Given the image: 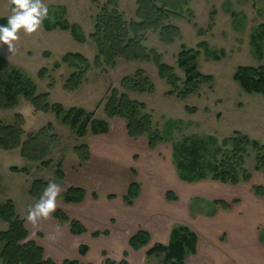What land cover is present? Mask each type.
<instances>
[{
  "label": "rangeland",
  "instance_id": "obj_1",
  "mask_svg": "<svg viewBox=\"0 0 264 264\" xmlns=\"http://www.w3.org/2000/svg\"><path fill=\"white\" fill-rule=\"evenodd\" d=\"M98 2L96 6L90 0H44L48 9L60 7L65 10L64 19L69 25L79 27L80 34L86 38L83 43L75 41L70 31L56 29L46 32L42 24L34 34L21 32L11 53L6 46L0 47V58L6 61L9 68L20 70L29 78L36 86L37 94L48 92L51 104H60L66 109L77 107L94 112L96 119L109 124L110 132L107 136L90 135L87 141L86 138L77 139L53 114L33 116V108L23 97L19 98L15 110L0 111V121L11 123L14 113L20 114L27 121L29 131L26 132L30 133L53 124L57 135L54 162L68 159L73 147L86 141L95 157H104L111 167L116 168L111 185L105 182L96 185L101 195H124L126 187L132 182L138 183L143 190L141 200H135L133 209L123 202L114 203L126 209L115 208L112 211L125 223L118 222L114 227V221H111L110 228L113 230L97 231L107 232L108 236L93 238V233L89 236L87 230L86 235L74 236L68 230V236H63L64 245L57 253L60 262L56 264H62L64 259L77 260L81 264H104L106 259L123 260L128 264H163V254L149 256L147 252L157 244L167 246L172 230L178 227L187 229L196 239L195 252L186 254L184 264H236V261L240 264H264V196H256L253 192L255 187L264 188V172L254 170L253 153L246 163L251 175L247 183L235 186L221 184L212 181L209 176L188 183L179 178L175 169L172 143L160 144L150 152L145 137L131 143L126 135L125 122L119 118L107 119L103 111L107 92L111 88L119 89L124 77L143 70L154 84L155 92L152 95L130 94V97L146 104L157 129H165L168 121L179 124L172 131V142L196 136L212 137L220 145L239 132L264 144V96L246 94L233 79L238 67L264 66V49L262 58L258 59L250 45L252 32L257 26L264 25V0H188V9L193 13L194 20L191 23L176 19L168 22L180 29V39L166 45L159 42L158 35L153 31L145 33L144 46L162 55L163 61L174 68L180 81H183L184 74L176 66V57L182 47L198 51L197 45L205 42L219 55L223 52L221 59L212 60L203 55L202 49L199 50L198 70L205 76H211L212 80L185 100L175 95L166 96L170 87L159 78L154 65L121 60L113 69L92 66L76 92L62 89L71 71L65 66L53 68L63 55L78 53L93 63L96 51L88 36L93 32L95 17L105 0ZM135 4L136 0H119V11L128 21L136 20ZM8 15L9 0H0V19ZM43 68L47 70V75L44 80H39L37 75ZM51 82L53 88L48 90ZM178 86L182 88V82ZM186 108L196 112L188 114ZM215 148L211 146L209 154L217 156ZM9 166L27 167L31 172L30 178L25 180L20 173L8 175ZM34 167L13 156L0 158V205L5 198L15 197L20 212L29 207L31 200L28 199L25 183L36 179L48 181L47 178L53 176L50 169L37 171ZM132 169L134 175L131 174ZM12 188L13 192L8 193ZM215 202H226L230 209L224 210ZM107 203L105 198L97 203L103 217L111 212ZM131 216L133 219L128 221ZM148 225H154L150 232L146 229ZM6 229V223L0 220V231ZM139 231L147 232L150 242L140 250H132L128 241ZM42 240L41 245L51 241L48 236ZM82 245L87 247L84 256L78 254Z\"/></svg>",
  "mask_w": 264,
  "mask_h": 264
},
{
  "label": "trees",
  "instance_id": "obj_2",
  "mask_svg": "<svg viewBox=\"0 0 264 264\" xmlns=\"http://www.w3.org/2000/svg\"><path fill=\"white\" fill-rule=\"evenodd\" d=\"M98 6V0H90ZM188 0H136V20H126L119 11V0H105L99 7L95 17L93 32L88 36L95 48V57L91 64L86 57L78 53L63 55L53 69L61 66L68 68L71 73L65 79L62 89L66 92H76L85 81L87 73L92 66L98 69H113L118 61L141 62L155 66L158 76L170 87L166 96H176L185 100L196 94L200 87L211 82V76H205L198 70L200 49L203 55L212 60L221 59L223 52L211 50L205 42L197 45L198 51L186 49L177 54L176 66L184 74L180 81L173 67L167 65L162 55L155 50H148L144 46L145 33L153 31L158 35L160 43L170 45L180 39V29L168 22L171 19L191 23L193 13L188 9ZM54 9V10H52ZM65 10L60 7L50 8L49 16L43 21L46 32L56 29L70 31L75 41H86L80 34L76 25H69L64 19ZM7 18L0 19V24H5ZM238 22H241L238 20ZM200 34V31H198ZM252 51L258 59L262 58L264 49V25H259L250 36ZM47 75L45 68L38 72V79L44 80ZM246 94L264 96V66L238 67L233 77ZM182 82V88L178 84ZM53 88V82L48 85V90ZM120 89V90H119ZM119 89L111 88L104 99L103 111L107 119L119 118L125 122L126 135L130 140L145 137L148 149L153 150L158 145L172 143L173 164L182 181L193 183L210 177L212 181L221 184L238 185L250 181V172L246 169L247 160L254 154V170L264 172V144L235 132L230 138L218 145L212 137H186L180 142H172V131L177 129V123L166 122V128L159 130L153 121V115L145 103L133 100L130 94L152 95L155 86L143 70H137L133 75L124 77L119 83ZM23 97L34 112L53 114L62 126H65L77 139L87 136H102L109 133V124L105 120L95 118L94 112H87L82 108H64L60 104H51L48 92L37 94L36 86L20 70L9 68L5 60L0 58V111H13ZM188 114L196 112L195 109L186 108ZM57 135L53 124L49 123L35 133L26 132L25 120L22 115L14 114L11 123L0 121V149L5 152L19 151L20 158L27 164L37 165L39 168H54V179L61 182L64 179L62 162L54 165L50 159ZM216 147L214 154H209V148ZM80 164L90 159L89 147L79 144L73 147ZM10 172L28 175L27 167H11ZM132 171V175H134ZM49 182L42 179L33 180L28 195L35 203ZM256 196H264V188L253 189ZM141 187L132 182L122 198L126 206H132L139 197ZM86 192L81 188L70 187L61 199L67 204H78L84 201ZM93 198L96 195L93 194ZM109 200L115 198L110 195ZM171 200V198H170ZM224 210H229L226 202H215ZM54 219L60 223H67L70 233L80 236L86 229L77 221L69 220L62 211H56ZM0 220L7 225L5 231H0V264H56L46 258L44 249L35 241L29 239L24 220L20 219L12 201L7 200L0 205ZM100 235L108 236L107 232H94L93 238ZM150 242L147 232L139 231L128 241L132 250H140ZM195 236L187 229L174 228L167 246L157 244L147 254L164 255L163 264H184L187 253L195 252ZM87 247H79L78 254L84 256ZM62 264H81L77 260H64ZM104 264H128L126 261H113L106 259Z\"/></svg>",
  "mask_w": 264,
  "mask_h": 264
},
{
  "label": "crops",
  "instance_id": "obj_3",
  "mask_svg": "<svg viewBox=\"0 0 264 264\" xmlns=\"http://www.w3.org/2000/svg\"><path fill=\"white\" fill-rule=\"evenodd\" d=\"M32 112H33V116H38V114H43V113H39V112H34L33 109H32ZM24 120H25V130L29 131L26 128L27 121H26V119H24ZM115 120H118V119H115ZM89 136L86 137V141L89 138ZM102 136H107V135H102ZM94 137H99V136H94ZM86 141L82 142V143L87 144V146L89 147V150H90L89 161L80 164L78 162L76 155H74L73 150H72V152H70V157L68 159L64 158V159L59 161V162H62V166H63V172H64L63 181L57 182L55 180L54 182H56L61 187V195H63L70 187L81 188L86 192V197H85L84 201L81 203H78V204H67L60 198L61 197V195H60V197H58V200H57L56 211H62L68 217L69 220L80 222L85 227V229L87 230V234L89 235V234L97 232V231H106V230L108 231V230L112 229V228H110L111 221H114V224H115L114 227L117 226L118 222L120 224L125 223L124 221H122V219H119V217L117 215L114 216L112 211H114L115 208H119L121 210H126L124 207H122V205H115L114 203L116 202L118 204V202H123L122 198L126 194L127 188H128L130 183L126 187L125 194L119 196L121 198H119L118 196H116L114 194H107V195L99 194V192L96 190V185L98 183H101V182H105V184L109 183V185H111V182L113 181V179H115L116 168L111 167L110 164L105 159H103L104 157H102L100 159L95 157L93 155L91 147L88 145V143H86ZM129 141L131 143L133 142V140H130V139H129ZM56 150H57L56 147H54L52 149V153L50 156V159L53 161L54 165L58 163V162H54V159H53V157H55V155H57ZM147 150L150 151L149 149H147ZM150 152H153V150H151ZM150 152H148V153H150ZM103 154H104V152H103ZM11 156H13V158L16 157L17 160H22L20 158L18 150L11 151V152H5V151L0 149V158H4V157L10 158ZM27 165H30V164H27ZM30 166H35L34 168L37 171L47 170V169L39 168V167H37V165L31 164ZM11 167L12 166H9V168L7 167L9 169V171L7 173L8 175L10 173H12V172H10ZM50 170H52L53 176H49L47 178V180L53 181V179H54V168H50ZM132 171H134V170L133 169L131 170V174H132ZM13 174H15V173H13ZM29 176H31L30 171L28 172V175H24L25 180L29 179L30 178ZM32 182L33 181H30L29 183H27V182L25 183L26 189H27L26 193H27L28 199L31 200V201H29L30 204H29L28 208H24L22 210V212H20V210L18 208L17 200L15 197L9 196L10 198H5L4 203L7 200H10L14 203L18 216L20 217V219L24 220L25 228L29 234V239L35 241L39 246H41L44 249V253H45V256L47 258H50L54 262L56 261L55 263H59L60 260L57 256V253L59 252V247L60 246L62 247V245H64L65 238L63 236L64 235L68 236V230H69L68 227L69 226L67 223H65V224L58 223L54 219L53 216L50 217L47 221L38 222L35 227L32 224L27 222V220H26L27 212L30 209V207L34 204L32 199L28 195V191H29V188H30V185ZM8 191H9L8 193H12L13 188H12V190L9 189ZM93 193H96L97 198H93ZM142 194H143V190L141 191V194L137 198L136 201L141 200L140 198H142V196H143ZM110 195L115 196V198L112 200H109L107 197ZM103 198H105L108 202L107 207H111L110 214H108L104 217L99 212V210L97 209V203L100 200H102ZM136 201H134V203H133L134 205H135ZM134 205L127 206V207L133 209ZM125 214H126V212H125ZM139 217H141V216L139 215ZM53 219L56 222H54ZM125 219H126V223H127L129 220H132L133 218L131 216V218H129L128 221H127V217ZM57 225H59L60 227L57 228ZM153 227H154V225H150V226L148 225V228H146V229H147V231L150 232V230L152 231ZM69 232H70V230H69ZM32 233H34V234H32ZM84 235H86V234H84ZM46 236L50 237L51 241H49L48 244L44 243L43 245H41L40 243H43L42 239L43 238L45 239ZM64 260H66V259H64ZM236 264H240V263L238 261H236Z\"/></svg>",
  "mask_w": 264,
  "mask_h": 264
},
{
  "label": "clouds",
  "instance_id": "obj_4",
  "mask_svg": "<svg viewBox=\"0 0 264 264\" xmlns=\"http://www.w3.org/2000/svg\"><path fill=\"white\" fill-rule=\"evenodd\" d=\"M49 16L44 0H9V15L5 24H0V47L6 46L9 53L15 50L20 33L31 35L38 32ZM61 195L60 186L50 181L38 200L27 212L26 220L34 227L40 221H47L57 209ZM60 226L57 225V228Z\"/></svg>",
  "mask_w": 264,
  "mask_h": 264
}]
</instances>
